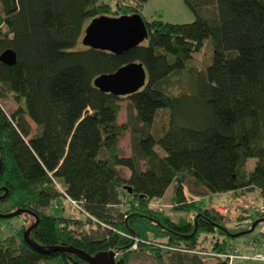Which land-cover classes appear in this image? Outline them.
<instances>
[{
	"label": "trees",
	"instance_id": "1",
	"mask_svg": "<svg viewBox=\"0 0 264 264\" xmlns=\"http://www.w3.org/2000/svg\"><path fill=\"white\" fill-rule=\"evenodd\" d=\"M148 1L0 0V56L9 48L17 53L13 65L0 59V212L30 211L0 239V264H89L31 246L25 231L36 215L30 238L44 249L115 250V264L143 255L156 264H165L164 255L169 264H208L203 252L230 251L234 234L264 217L242 214L233 232L219 210L189 202L187 190L192 178L205 193H264V0H185L195 15L185 23L146 19ZM123 14L145 19L143 43L122 53L78 47L92 19ZM209 38L212 63L187 67ZM131 62H142L148 79L128 95L122 122L123 96L101 90L95 79ZM184 73L187 86L172 80ZM10 96L21 103L14 112L2 102ZM161 112L168 120L156 136ZM128 130L132 153L123 155L120 137ZM248 159H256L253 168H245ZM171 185L193 219L175 221L152 207Z\"/></svg>",
	"mask_w": 264,
	"mask_h": 264
},
{
	"label": "rangeland",
	"instance_id": "2",
	"mask_svg": "<svg viewBox=\"0 0 264 264\" xmlns=\"http://www.w3.org/2000/svg\"><path fill=\"white\" fill-rule=\"evenodd\" d=\"M185 8L189 11L192 12V14H194V12L187 6V4L185 3ZM168 16H172L171 14H168ZM171 22H178V23H185V22H191V21H186V16H182L181 18H169ZM84 43H79L78 47L82 46ZM214 52H215V46L212 42V40L209 38L205 41L204 46L201 48V50L196 51L193 54V57L190 58L187 61V67L191 68V67H199V68H206L210 63H212L213 61V56H214ZM187 75L189 76L188 71L186 70ZM172 80H175V82H182L183 85L186 84L187 86V78H186V73L182 74V75H173L172 76ZM189 83V82H188ZM174 91L179 92L180 90L174 85L173 86ZM3 104L5 105V107L11 111L14 112L18 106L21 104L18 100H16L14 97L10 96L8 98H3L2 99ZM120 104H121V111H120V120L122 122H126L128 120V110H129V104H130V99L128 96H123L120 99ZM167 120H168V114H165L163 112H161L158 115V120L156 122V126L154 129V133L156 136H159L165 129V126L167 124ZM32 124V128L35 130L36 129V124L31 121ZM131 138H132V133L130 130L125 131L121 137H120V150L121 153L123 155H130L132 153V143H131ZM256 159H248L245 162V168H251L253 165V162ZM119 171H121V173H123L124 175H127L128 171L126 168L123 167H119ZM187 190H188V201L192 202V201H197L198 203H202V204H207L217 210H219V207L222 206V208H227L228 209V213L231 210V208H236V213H238V217L234 220L229 214L225 216L224 219V226H226L229 230L236 232L237 228L239 227V216H241L242 214H247V213H251L250 209H254L256 212V215H264L262 211H259L255 205V203L253 202L255 200V196L257 194V192L255 194H250V195H246L243 198V201L238 200L239 197L242 196H231V195H216L214 196V194H210L205 193L203 188L201 189L200 187L196 186L194 184V181L192 180V178L188 179L187 182ZM201 190H203V192H201ZM200 193V194H196V193ZM203 193V194H202ZM259 194V193H258ZM244 195V194H243ZM260 196V195H259ZM258 197V196H257ZM259 205H262L261 207H264V196H262L259 199ZM217 204V205H215ZM67 205V204H66ZM221 205V206H218ZM179 204L175 202V198H174V185H171L169 187V189L167 190V193L165 194V196H163L160 199H156L153 203H152V207L154 209H158V210H162L164 213L170 215L175 221H178L179 219H193L194 214L192 213V211H184L182 209L179 208ZM220 211V210H219ZM221 212V211H220ZM226 212V213H227ZM49 213H51L52 215L55 214H60L62 215V209H58V208H50L49 209ZM222 213V212H221ZM31 219L29 218L28 221H30ZM23 223V217L21 216H15L9 219H5L1 221L0 224V239L5 238L7 235L13 233L15 231V229L18 227H21ZM245 225V224H244ZM241 227V225H240ZM251 228V227H250ZM249 230V229H248ZM264 223L259 224V226L251 233L245 234V235H241V236H237V237H233L231 241L234 242L235 247L238 248L240 250L241 253H247L249 252L250 254H254L256 251H261L264 252V247L260 248V246H258L259 244L255 243L249 245L250 243H248V239L249 238H255L257 239V242L262 243L264 241ZM248 247H251L248 248ZM252 247H255V249H253ZM169 257L170 255H164L165 258V264H169ZM213 258L210 259H206L208 264H211L213 260H211ZM157 260L152 256V255H143L141 257H139L138 259H135V256H133L132 258V262L131 264H138V263H143V264H156ZM233 264H264V260H258V259H236L233 261Z\"/></svg>",
	"mask_w": 264,
	"mask_h": 264
},
{
	"label": "water",
	"instance_id": "3",
	"mask_svg": "<svg viewBox=\"0 0 264 264\" xmlns=\"http://www.w3.org/2000/svg\"><path fill=\"white\" fill-rule=\"evenodd\" d=\"M149 37L145 19L139 14H123L118 17L100 16L91 20L85 28L83 43L86 46L109 50L115 53H122L143 43ZM0 59L2 62L13 65L17 62V53L14 49L5 50ZM148 71L142 62H131L111 73H104L95 79V84L101 90L117 96H128L142 89L147 84ZM30 212L27 209L19 208L9 213L0 212L2 218H12ZM37 221L25 231V239L31 246L41 252L67 251L78 255L89 264H115L117 252L115 250L103 251L91 254L83 249L74 246L58 245L50 249H44L39 243L30 238L32 229ZM261 217L253 223L249 230L235 233L234 236H241L251 233L260 222Z\"/></svg>",
	"mask_w": 264,
	"mask_h": 264
},
{
	"label": "crops",
	"instance_id": "4",
	"mask_svg": "<svg viewBox=\"0 0 264 264\" xmlns=\"http://www.w3.org/2000/svg\"><path fill=\"white\" fill-rule=\"evenodd\" d=\"M101 1H105L107 3H114L115 2V0H101ZM184 6H185V4H184L183 0H149L146 3L143 12H144L145 18L148 20H152L154 18L162 17L164 20L169 21L170 20L169 18H181L182 16H186V21H193L195 18V15L192 14V12H189ZM167 13L171 14L172 16H168ZM255 163H256V160L253 162V165L251 168H253L255 166ZM256 192H257V194L255 196H252V197H255V200L253 202L255 203L257 208H260L262 205H259V201H260L259 199L262 196H264V193L259 189H254L253 191H249L247 193H240V191L216 193V194H214V196L221 195V194L222 195L228 194L231 196H233V195L237 196L238 195V197L242 196V197H239L238 200L243 201V198L246 195H250V194L253 195ZM215 205H217V204H215ZM218 206H221V205H218ZM219 208H222V206ZM235 211H236V208H231L229 213L228 212L227 213L222 212V214H224V216L229 214L235 220L238 217V213H236ZM250 212L255 213L256 211L251 208ZM256 216H260V214L256 215ZM250 239L251 238L248 239V243H250L249 245H251V242L249 241ZM253 239H255V238H253ZM257 244H259L258 246H260V248L264 247V241L262 243L257 242ZM248 248L251 249V247H248ZM253 249H255V247ZM247 253L249 254V252H247ZM244 254H246V253H244ZM237 259H243V258H237Z\"/></svg>",
	"mask_w": 264,
	"mask_h": 264
},
{
	"label": "built area",
	"instance_id": "5",
	"mask_svg": "<svg viewBox=\"0 0 264 264\" xmlns=\"http://www.w3.org/2000/svg\"><path fill=\"white\" fill-rule=\"evenodd\" d=\"M219 210L223 213H226L228 211L227 208H219ZM258 210L262 211L264 214V207H260ZM249 241L251 242V245L257 243V240L253 238H251ZM134 247H137V244H135ZM203 253L207 254L211 258L229 259L231 263H233V261L237 258H243V259L253 258V259H258V260H264V252L256 251L254 254H250V253L244 254V253H241L240 250L236 247L231 249L228 252L209 251V252H203Z\"/></svg>",
	"mask_w": 264,
	"mask_h": 264
}]
</instances>
